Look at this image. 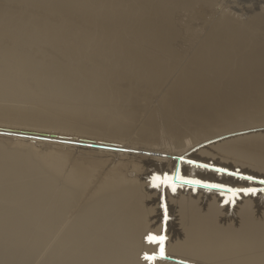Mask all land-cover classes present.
Here are the masks:
<instances>
[{
	"label": "bare ground",
	"instance_id": "1",
	"mask_svg": "<svg viewBox=\"0 0 264 264\" xmlns=\"http://www.w3.org/2000/svg\"><path fill=\"white\" fill-rule=\"evenodd\" d=\"M160 2L0 0V264H264V191H236L264 189V134L193 145L209 138L195 125L258 99L264 82L226 33L200 36L178 62ZM163 87L160 143L152 120H138L141 100Z\"/></svg>",
	"mask_w": 264,
	"mask_h": 264
},
{
	"label": "rangeland",
	"instance_id": "2",
	"mask_svg": "<svg viewBox=\"0 0 264 264\" xmlns=\"http://www.w3.org/2000/svg\"><path fill=\"white\" fill-rule=\"evenodd\" d=\"M154 1H158V2H160V3H162V4H164V6L165 7H168V9H169V11H170V23L172 24V27H173V29H174V35L172 36V40H170V45H171V48H172V50H174V53H176L175 54V57H176V60L178 61V62H185L186 60H188L189 58H191L192 56H193V54H196V51H195V48L196 47H194V46H197L198 48L196 49V50H199V48L202 46V44L204 43L202 40H204V41H206V39H211V37H213L215 34H217V33H222V34H225L226 33V35H227V40H228V42H229V44H230V46H232L231 44H232V42H236L235 43V46L237 47V45H239L240 46V44H241V46L240 47H242L241 49H242V53H243V55H244V57H246L247 59H245V61L246 62H249V67H248V70L249 71H251L252 73H254L253 75L254 76H256L257 74V76L260 78L261 77V79H262V81L264 82V58H263V56H264V44H260V43H264V41H262V40H264V30L262 31V29H264V0H207V2H206V0H192V1H190V0H182V1H187L186 3L185 2H182L181 0L179 1H177L176 2V0H169V2H167V0H154ZM171 1V2H170ZM209 1H211V2H209ZM213 1V2H212ZM248 1V2H247ZM175 2V3H174ZM227 2V3H226ZM246 2V3H245ZM167 3V4H166ZM170 3V4H169ZM181 5H180V4ZM183 3V4H182ZM187 3H189V5L187 4ZM169 4V5H168ZM185 4H187V5H185ZM211 4V5H210ZM214 4V5H213ZM218 4H220V5H218ZM229 4V5H228ZM170 5H171V7H170ZM204 5V6H203ZM226 5V6H225ZM194 6V7H193ZM208 6V7H207ZM203 7H205V8H203ZM234 7V8H233ZM191 8V9H190ZM192 8H194V9H192ZM234 10H233V9ZM224 9V10H223ZM255 11H253V10ZM172 10V11H171ZM173 10H174V12H173ZM228 10V11H227ZM207 11V12H206ZM223 11V12H222ZM250 11V13H248ZM194 12V13H193ZM227 12V13H226ZM252 12H254V15H252ZM197 13V14H196ZM247 13V14H246ZM217 14V15H216ZM261 14V16H260V18H259V15ZM175 15V16H174ZM233 15V16H232ZM257 15H258V17H257ZM178 16V17H177ZM200 17V18H199ZM254 17V18H253ZM257 17V18H256ZM182 18V19H181ZM224 18V20L223 21H221L222 19ZM251 18V19H250ZM189 19V20H188ZM212 19V20H211ZM230 21H229V20ZM234 21H233V20ZM248 19V20H247ZM258 19H262V20H260L259 22L257 21ZM180 20V21H179ZM228 20V21H227ZM240 20V21H239ZM251 20H252V22H251ZM255 22H254V21ZM233 21V22H232ZM247 21V22H246ZM250 21V22H249ZM209 22V23H208ZM216 22H218V23H216ZM221 22V23H220ZM227 22V23H226ZM231 22V23H230ZM249 22V23H248ZM261 22V24L260 25H262V26H260L259 25V23ZM174 23V24H173ZM205 23V24H204ZM207 23V24H206ZM222 23H225V24H222ZM229 23V24H228ZM248 23V24H247ZM254 23H256V24H254ZM216 24H217V26H216ZM222 24V25H221ZM237 24V25H236ZM238 24H239V26H238ZM250 24V25H249ZM252 24H254V25H252ZM258 24V25H257ZM224 25V26H223ZM236 25V26H235ZM243 26L241 29H242V31H240V30H237V29H239L238 27H241V26ZM188 26V27H187ZM211 26H213V27H211ZM236 28H235V27ZM255 28H254V27ZM257 26H258V29L259 30H257ZM216 27L217 28H220L219 29V31H218V29H216ZM227 28L228 27V30L226 31V29L225 28ZM245 27V28H244ZM246 27H248L249 28V30L251 31V33L252 34H250V31L248 30V28H247V30H246ZM254 29H253V28ZM263 27V28H262ZM231 28V29H230ZM235 28V29H234ZM252 28V29H251ZM225 30V32H223L224 30ZM230 29V30H229ZM233 29H234V33H233ZM261 29V30H260ZM187 30H188V32H187ZM213 32H212V31ZM253 30H255V32H253ZM176 31H177V34H175L176 33ZM193 31V32H192ZM222 31V32H221ZM235 31H237V32H235ZM238 31H240V32H238ZM247 31V32H246ZM258 31H260V32H258ZM180 32V33H179ZM186 32V33H185ZM198 32V33H197ZM205 32H207L206 34H205ZM208 32H209V34L210 33H214L213 34V36L210 34L208 37H207V34H208ZM244 32H246V33H244ZM263 32V33H262ZM188 33V34H187ZM239 33V34H238ZM250 34V36L252 37H250L249 36V34ZM205 34V35H204ZM229 34H231V35H229ZM257 34H259V36L257 35ZM175 35H179L178 37L176 36L175 37ZM234 35H236V38L234 37ZM243 35V36H242ZM256 35V36H255ZM261 35L263 36V38H261ZM200 36H202L204 39H202L201 40V38L202 37H200ZM228 36H229V39H228ZM233 36V37H232ZM239 36V37H238ZM248 36V37H247ZM257 36H258V38H257ZM193 37V38H192ZM197 37V38H196ZM235 38V40L233 41V39ZM238 37V38H237ZM250 37V38H249ZM173 38H174V40H173ZM191 38V39H190ZM232 39V40H231ZM251 39V40H250ZM254 41H253V40ZM260 41H259V40ZM191 40V41H190ZM200 40V41H199ZM245 40H247V41H245ZM196 41V42H195ZM199 41V42H198ZM238 41H239V43H238ZM192 42V43H191ZM244 42H246V44L244 43ZM248 42L250 43V44H248ZM257 42V43H256ZM202 43V44H201ZM254 43V44H253ZM201 46H200V45ZM242 44H245V46L244 45H242ZM248 44V45H247ZM256 44V45H255ZM263 47V49H262V47H260V45ZM254 46V47H252V46ZM189 47V48H188ZM193 47L194 49L192 50L191 48ZM249 47H251V48H249ZM257 47V48H256ZM182 50H181V49ZM254 48V49H253ZM259 48V49H258ZM240 49V48H239ZM247 49V50H246ZM251 49V50H250ZM253 49V50H252ZM258 49V50H257ZM261 49V50H260ZM176 51V52H175ZM182 51V52H181ZM190 51H191V53H190ZM248 51V52H247ZM254 51V52H253ZM259 52V54H258V52ZM184 52V53H183ZM250 52V53H249ZM186 54V55H185ZM256 55V58H255V56H253V55ZM178 55V56H177ZM247 55V56H246ZM251 57H250V56ZM263 55V56H262ZM191 56V57H190ZM262 56V57H261ZM180 59H179V58ZM181 57H182V60H181ZM187 57H188V59H187ZM260 58H262V59H259ZM252 59V60H251ZM255 59H256V61L258 62V63H255L256 61H255ZM251 60V61H250ZM252 64V65H251ZM258 65V66H257ZM262 65V66H261ZM250 67H252L253 69H251ZM262 67V68H261ZM258 68H259V71H258ZM255 69V70H254ZM253 70H254V72H253ZM258 71V72H257ZM261 72V73H260ZM257 73V74H256ZM260 75V76H259ZM256 76V77H257ZM238 78V76H236V77H234V79H237ZM165 86V85H164ZM264 89V88H263ZM165 90V87H163V89L161 88L159 91H157V92H155V93H153V94H149V96L148 95H146V98H144L143 100H141V103L139 104V122L141 121H143V120H145L146 118H150V120H152L151 122H152V124H154V128H155V130H156V134H157V136H159L156 140H158L160 143H161V140H160V136H162V135H165V133H166V131H164V126H165V124H166V119H165V117H164V114H162V111L160 110V108H159V97L161 96V94L163 93V91ZM157 95V96H156ZM159 96V97H158ZM149 97V98H148ZM156 97V99L155 100H157L158 102H156L155 100H154V98ZM263 97V98H262ZM152 98V99H151ZM259 101H260V104H259ZM150 104H149V103ZM250 102V103H249ZM248 103L247 102H243V103H239L238 105L237 104H235L234 106H232V111H230L229 112V114H225V115H222V116H220L219 118H218V120H215V121H213L214 119H210L209 121L207 120L206 122H204V123H201V124H199V125H195L196 126V128H193V129H196V130H199V132H202V131H205V132H203L202 133V135L203 134H208L207 136H209V138L208 137H203L202 138V140L200 141L199 140V142H197V143H201L200 144V146H199V144H197V143H194L193 145H195V146H198V147H206V146H210V145H212V144H216V143H218L219 141H220V139L222 140V139H224V138H229V137H239V134H240V136L241 135H247L248 133H250V134H257V132H258V134H264V90H262V92H261V94H260V96L258 97V99H255V100H253V101H249ZM253 102V103H252ZM155 105H154V104ZM158 104V105H157ZM249 104V105H248ZM146 105V106H145ZM149 105V106H148ZM152 105V106H151ZM256 107H255V106ZM153 106L155 107V108H153ZM240 106L242 107V108H244V109H241L240 108ZM157 107V108H156ZM254 107V108H253ZM261 107V108H260ZM144 108V109H143ZM154 109H156V110H154ZM247 109V110H246ZM257 109V110H256ZM150 110V111H149ZM154 110V111H153ZM261 110V111H260ZM144 112V113H146L147 112V114H144L143 113V115H142V112ZM159 111V113H157ZM149 112V113H148ZM249 112V113H248ZM234 113V114H233ZM236 113V114H235ZM159 114V115H158ZM239 116H238V115ZM253 114V115H252ZM157 115V116H156ZM161 115V116H160ZM163 115V116H162ZM231 115H233V117H234V119L231 117ZM257 115V116H256ZM146 116V117H145ZM148 116V117H147ZM228 116H230L231 118L229 119V117ZM241 116V117H240ZM262 116V117H261ZM145 117V118H144ZM164 117V118H163ZM222 117V118H221ZM229 119V126L227 125V126H225L224 127V125L225 124H227L228 122L226 121L227 120V118ZM246 117V118H245ZM248 117V118H247ZM250 117H253V118H250ZM141 118H142V120H141ZM243 118H244V120H245V122H243L244 120H243ZM254 118H255V120H254ZM219 119H220V121H219ZM225 119V120H224ZM240 119V120H239ZM246 119H248V120H246ZM263 119V120H262ZM162 120H163V124H164V126L161 124L162 123ZM212 120V121H211ZM230 120H231V122H230ZM234 120V121H233ZM239 121V123L237 122V121ZM258 120H260L259 122H258ZM262 120V121H261ZM216 121H217V123H216ZM222 121V122H221ZM240 121H242L241 122V124H242V126L240 125ZM161 122V123H160ZM212 122V123H211ZM213 122H215V123H213ZM227 122V123H226ZM255 122V123H254ZM263 124H262V123ZM223 123V124H222ZM246 123V124H245ZM1 124V123H0ZM156 124V125H155ZM158 124H159V126H158ZM207 124V125H206ZM216 124V125H215ZM3 125H6V124H3ZM7 125H9V124H7ZM160 125H161V127H160ZM213 125V126H212ZM218 125V126H217ZM234 125V126H233ZM236 125V126H235ZM190 126V125H189ZM194 126V127H195ZM207 126H209V127H207ZM216 126V127H215ZM234 128H232V127ZM241 126V127H240ZM256 126V127H255ZM200 127V128H199ZM208 129H207V128ZM226 127H230V128H228V129H226ZM244 127V128H243ZM247 127V128H246ZM251 127V128H250ZM163 129V130H160V129ZM183 128H185V129H183ZM186 128H187V131H189V134L191 135H194L195 134V132L193 131V130H191L192 128H189L188 126H185V127H182V130L183 131H185L186 130ZM203 128V129H202ZM221 129V128H223V129H221L220 131H219V129ZM237 128H239V129H237ZM261 128V129H260ZM33 129H35V128H33ZM36 129H38V128H36ZM230 129V130H229ZM249 129V130H248ZM251 129H253V130H251ZM39 130V129H38ZM202 130V131H201ZM212 132H211V131ZM233 130V131H232ZM244 130V131H243ZM159 131V132H158ZM208 131V132H207ZM233 133H232V132ZM235 131V132H234ZM241 131V132H240ZM161 132V133H160ZM214 132V133H213ZM223 132V133H222ZM245 132V133H244ZM260 132V133H259ZM262 132V133H261ZM228 133V134H227ZM167 134V133H166ZM209 134H211L212 135V138H211V135H209ZM214 134V135H213ZM221 134H227V135H221ZM237 134V135H236ZM191 135V136H192ZM216 135V136H215ZM233 135V136H232ZM97 136V134H93V137H96ZM156 136V137H157ZM165 136H168V135H165ZM217 136H221L220 138L219 137H217ZM169 137V136H168ZM215 138V139H214ZM209 139V141H207V140ZM211 139V140H210ZM3 140V142H5V143H7L8 145H11L12 143L10 142V141H4V140H6V139H2ZM75 140H76V138H75ZM78 141L79 140H82L81 138H79V139H77ZM155 140V141H156ZM203 140H205V141H203ZM216 140H218V142H216ZM158 141H156V142H158ZM207 141V142H206ZM214 141L216 142V143H214ZM207 143V144H206ZM210 143V144H209ZM212 143V144H211ZM55 145V142H52L51 143V150H53V151H56V149H57V147H55L54 146ZM155 145V144H154ZM154 145H152V147L154 146ZM165 145H167V144H165ZM165 145H164V147L162 146H158V148L159 147H161L162 149H164V148H166L165 147ZM169 146V145H168ZM40 148V150L42 149V146H37L36 148ZM38 148V149H39ZM44 149H42L41 151H43V150H46L47 148H48V150H50V146H46V147H43ZM56 148V149H55ZM58 150V149H57ZM82 150V149H81ZM61 151V150H60ZM70 152V151H69ZM71 153L72 154H74L75 153V155H77V156H80V157H85V158H97V157H99V156H97L94 152H92V153H94V154H91V153H86V152H82V151H79V150H71ZM213 154H215L217 157H219V155H221V154H219V153H217V152H212ZM224 156H222V158H223ZM197 159V158H196ZM228 159V158H227ZM230 173L231 174H234V175H236V174H238L237 176H240V178H247V177H251V176H248V175H245V174H242V173H239V172H235V171H230ZM253 178V177H252ZM217 190H228L227 188H225V187H220V188H216ZM158 202V201H157ZM169 205L168 204H166V206L165 205H159V209L164 213H166L167 215H168V213H169V215H168V217L169 218H172V216H173V214L174 213H172L173 212V209L172 208H169L168 207ZM164 208V209H163ZM166 208H168V209H166ZM168 210V211H167ZM159 213H161V212H159ZM174 217V216H173ZM174 219V218H173ZM172 222V224H175V220H172L171 221Z\"/></svg>",
	"mask_w": 264,
	"mask_h": 264
},
{
	"label": "snow or ice",
	"instance_id": "3",
	"mask_svg": "<svg viewBox=\"0 0 264 264\" xmlns=\"http://www.w3.org/2000/svg\"><path fill=\"white\" fill-rule=\"evenodd\" d=\"M219 171H224V169H220ZM247 179L251 180L253 178L252 177H247ZM157 181H159L160 183H167L168 182V178L165 177V179L163 181H160L159 177H153V186L154 187H159V183H157ZM185 183H197V184H199L200 181H185ZM261 183H264V181H261ZM203 186L209 187L208 185H203ZM210 187L220 188L222 186H220V185H211ZM172 190L175 191V188L173 187ZM229 191H233V190L229 189ZM236 191H242L245 194L251 193V194L255 195L257 191H264V189L244 188V189H239V190H236ZM167 218L168 217H167V214H166L165 215V220H167ZM146 239L149 240L152 243H156L157 241L162 243L164 241L165 237L164 236H156V235H153V234H149V236ZM159 254H160L161 257L164 256L163 247H161ZM144 259L151 261V260L155 259V257L154 256H149V255L146 254Z\"/></svg>",
	"mask_w": 264,
	"mask_h": 264
},
{
	"label": "water",
	"instance_id": "4",
	"mask_svg": "<svg viewBox=\"0 0 264 264\" xmlns=\"http://www.w3.org/2000/svg\"><path fill=\"white\" fill-rule=\"evenodd\" d=\"M179 160V159H178ZM174 182H179L178 180H177V178H176V176L174 177ZM258 182H261L260 180H257ZM190 184V183H189ZM204 184H197V183H194V186H201V187H205V186H203ZM210 187V186H209ZM210 188H214V187H210ZM226 190V189H225Z\"/></svg>",
	"mask_w": 264,
	"mask_h": 264
}]
</instances>
